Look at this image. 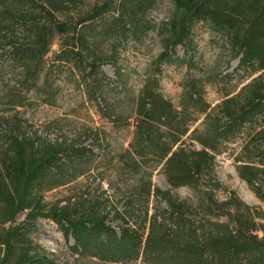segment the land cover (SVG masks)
Segmentation results:
<instances>
[{
    "label": "trees",
    "instance_id": "trees-1",
    "mask_svg": "<svg viewBox=\"0 0 264 264\" xmlns=\"http://www.w3.org/2000/svg\"><path fill=\"white\" fill-rule=\"evenodd\" d=\"M79 1L47 0L35 3L36 14L22 15L25 40L22 44H8L7 56L0 54L1 59L9 57L10 67L20 72L17 83L22 89H12L6 94L10 104L14 98L18 99L13 109L25 100L23 88H27L26 92L34 89L50 104L56 92L51 80L56 68L70 75L78 74L80 81H86L92 88L99 86L101 65L115 62V54L127 37L137 38L148 29L145 14L158 0H105L74 17L63 20L55 17L56 13L68 12L69 6H76ZM171 2L168 34L163 39L165 50L190 45L192 27L200 22L228 47L238 65L251 66L259 72L234 96L222 100L210 111L202 109L204 131L196 134L197 130H193L194 136L189 138L198 149L176 146L178 140H172L171 148L163 153L168 181L197 188L210 160L219 153L217 135L237 131L264 113V0ZM55 39L57 50L46 65ZM106 41L108 55L101 49ZM40 78L42 82L38 84ZM154 100L144 86L138 114L145 117L144 128L149 132V120L174 118L167 102L161 99L155 105ZM215 110H219L217 119L211 117ZM220 119H224L223 124ZM11 123L5 134L0 133V264H58L32 238L39 219L53 222L65 240L70 236L73 240L70 249L100 261L127 262L140 256L147 264H264V225L256 221L264 222V212H254L235 197L219 202L212 191L200 193L193 209L198 210V215L192 218V205L178 200L169 191L156 189L155 195L161 196L166 209L155 210L143 245L138 230L120 228L117 234L106 223L107 214L77 205L47 207L44 192L76 175L78 164L93 152L64 140L43 142L36 133L29 135L19 120L12 119ZM255 136L264 141V129ZM173 146L176 148L171 150ZM254 150L258 153L259 148ZM251 169L259 171L248 164L236 168L240 178L250 186L256 181ZM20 214L24 220L17 222ZM212 216H226L227 221H215Z\"/></svg>",
    "mask_w": 264,
    "mask_h": 264
},
{
    "label": "rangeland",
    "instance_id": "rangeland-1",
    "mask_svg": "<svg viewBox=\"0 0 264 264\" xmlns=\"http://www.w3.org/2000/svg\"><path fill=\"white\" fill-rule=\"evenodd\" d=\"M103 1L80 0L76 6H69L68 12L56 13L55 17L60 20L74 17ZM44 2L47 0H0L1 55H8V44H22L26 38L22 32V15L36 14L35 3ZM172 10L171 0L157 1L145 14L148 29L137 38L127 37L115 54V62L101 65L97 76L100 85L96 88L80 81L78 74L70 75L56 68L51 79L56 92L50 104L34 89L26 92L27 88H23L25 100L13 109L18 99L14 98L10 104L6 94L12 89H22L17 83L20 72L10 67L9 57H0V133L5 134L15 119L29 135L36 133L43 142L64 140L93 152L78 164L76 175L44 192L47 207L77 205L107 214L106 223L115 228L117 234L120 228L138 230L141 245L155 210L166 209L161 196L155 195L156 189L169 191L178 200L192 205V218L198 215V210L193 209L200 193L205 191H212L219 202L235 197L254 212H264V141L255 136L258 130L264 129V113L237 131L217 135L219 153L210 160L197 188L168 181L163 153L171 148L172 140H178L176 146L198 149L189 138L194 136L193 130H197L196 134L204 131L202 109L210 111L259 74L251 66L238 65V59L228 47L200 22L192 27L190 45L165 50L163 39L168 34ZM57 43L55 39L46 65L51 63ZM101 49L105 55L110 53L108 41L101 44ZM41 82L40 78L38 84ZM144 86L149 96L155 98V105L164 100L174 116L173 119L149 120L151 132L144 128L145 117L138 114ZM217 116L219 110L211 117L217 119ZM219 123L223 124L224 119ZM256 148H259L258 153H255ZM239 164L258 168L259 171L251 169L256 177L253 185L240 178L236 171ZM211 218L227 221L226 216ZM23 220V214L17 216V222ZM256 221L264 225L262 220ZM257 234L262 233L258 230ZM32 238L58 264H147L140 256L117 263L81 256L70 249L72 238L65 240L56 225L46 219L37 220Z\"/></svg>",
    "mask_w": 264,
    "mask_h": 264
}]
</instances>
